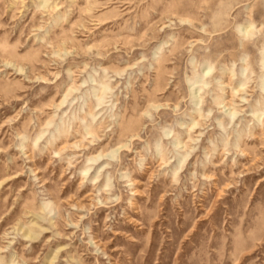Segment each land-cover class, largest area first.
<instances>
[{
	"label": "rangeland",
	"instance_id": "1",
	"mask_svg": "<svg viewBox=\"0 0 264 264\" xmlns=\"http://www.w3.org/2000/svg\"><path fill=\"white\" fill-rule=\"evenodd\" d=\"M0 264H264V0H0Z\"/></svg>",
	"mask_w": 264,
	"mask_h": 264
},
{
	"label": "bare ground",
	"instance_id": "2",
	"mask_svg": "<svg viewBox=\"0 0 264 264\" xmlns=\"http://www.w3.org/2000/svg\"><path fill=\"white\" fill-rule=\"evenodd\" d=\"M208 71V70H207Z\"/></svg>",
	"mask_w": 264,
	"mask_h": 264
}]
</instances>
